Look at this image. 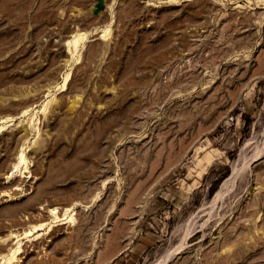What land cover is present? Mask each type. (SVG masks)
Instances as JSON below:
<instances>
[{
  "label": "rangeland",
  "instance_id": "obj_1",
  "mask_svg": "<svg viewBox=\"0 0 264 264\" xmlns=\"http://www.w3.org/2000/svg\"><path fill=\"white\" fill-rule=\"evenodd\" d=\"M2 115L0 264H264V0H0Z\"/></svg>",
  "mask_w": 264,
  "mask_h": 264
},
{
  "label": "bare ground",
  "instance_id": "obj_2",
  "mask_svg": "<svg viewBox=\"0 0 264 264\" xmlns=\"http://www.w3.org/2000/svg\"><path fill=\"white\" fill-rule=\"evenodd\" d=\"M77 36V35H76ZM81 36H84V35H81ZM82 37H76V38H74V39H72V41L70 42V44H72V46H75L76 44H78V41L81 39ZM69 41V40H68ZM71 46V45H70ZM76 47V46H75ZM68 77H69V72H66V74H65V76H64V80H63V83H62V87L64 88L65 87V85H66V83H67V79H68ZM35 97L34 98H31L30 100H25V102H22L21 101V103H14L15 105H17V106H20L21 104H23V106H21V107H24V105H27V104H29V103H33L34 101H35ZM27 101V102H26ZM13 104V103H12ZM28 111V108L27 107H25V108H23L22 109V113L24 114V113H26ZM3 112V111H2ZM3 116V115H2ZM13 119V117L11 116V115H8V116H3V117H0V131H2L3 129H4V127L7 125V123H9L11 120ZM21 130H23V128L21 129ZM16 159H18V162H20V161H23L24 160V153H23V147L22 148H20V150H19V152H18V154H17V156H16ZM18 167V165L16 164V165H14L13 166V168H17ZM236 167V166H235ZM12 168V169H13ZM234 168V167H233ZM235 170H236V168H235ZM237 172V171H236ZM14 173V170L12 171L11 170V173H10V176L12 175ZM240 173V172H239ZM232 174V173H231ZM235 174L236 173H233V175H232V178L234 179V177H235ZM235 178H237V176L235 177ZM228 179V178H227ZM233 179H230L231 181H233ZM229 180V181H230ZM230 181V182H231ZM228 185V184H227ZM226 186V185H225ZM229 187V186H228ZM222 189V188H221ZM227 189V188H226ZM228 191V190H227ZM51 211L52 212H55L54 211V208H52L51 209Z\"/></svg>",
  "mask_w": 264,
  "mask_h": 264
}]
</instances>
